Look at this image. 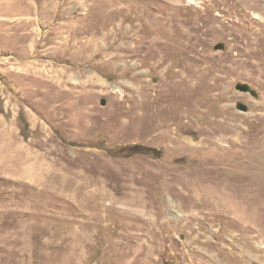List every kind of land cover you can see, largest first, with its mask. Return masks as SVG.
<instances>
[{
  "label": "rangeland",
  "instance_id": "1",
  "mask_svg": "<svg viewBox=\"0 0 264 264\" xmlns=\"http://www.w3.org/2000/svg\"><path fill=\"white\" fill-rule=\"evenodd\" d=\"M0 264H264V0H0Z\"/></svg>",
  "mask_w": 264,
  "mask_h": 264
},
{
  "label": "water",
  "instance_id": "2",
  "mask_svg": "<svg viewBox=\"0 0 264 264\" xmlns=\"http://www.w3.org/2000/svg\"><path fill=\"white\" fill-rule=\"evenodd\" d=\"M219 46H222V45H219ZM239 87H240V89H241L242 91H244V92L251 91L252 93H255V92L250 88V86H249L248 84H242V85H240ZM240 107H241L242 109H247V106H246V105H243V104H240Z\"/></svg>",
  "mask_w": 264,
  "mask_h": 264
},
{
  "label": "bare ground",
  "instance_id": "3",
  "mask_svg": "<svg viewBox=\"0 0 264 264\" xmlns=\"http://www.w3.org/2000/svg\"><path fill=\"white\" fill-rule=\"evenodd\" d=\"M181 39V38H180ZM185 66V65H184ZM188 68V67H187ZM192 68H193V66H192ZM201 70V69H200ZM196 70H193L192 72H191V74H194V76L196 75ZM205 72V71H204ZM189 73V72H188ZM199 75V74H198ZM201 76H202V73L200 74ZM198 77V76H197ZM188 89V88H187Z\"/></svg>",
  "mask_w": 264,
  "mask_h": 264
},
{
  "label": "trees",
  "instance_id": "4",
  "mask_svg": "<svg viewBox=\"0 0 264 264\" xmlns=\"http://www.w3.org/2000/svg\"><path fill=\"white\" fill-rule=\"evenodd\" d=\"M148 150H150L151 148H147Z\"/></svg>",
  "mask_w": 264,
  "mask_h": 264
}]
</instances>
